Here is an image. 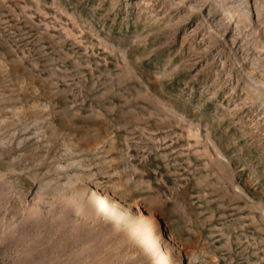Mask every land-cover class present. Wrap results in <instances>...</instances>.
Listing matches in <instances>:
<instances>
[{
  "label": "rangeland",
  "instance_id": "rangeland-1",
  "mask_svg": "<svg viewBox=\"0 0 264 264\" xmlns=\"http://www.w3.org/2000/svg\"><path fill=\"white\" fill-rule=\"evenodd\" d=\"M93 183L264 264V0H0V264H157Z\"/></svg>",
  "mask_w": 264,
  "mask_h": 264
},
{
  "label": "bare ground",
  "instance_id": "bare-ground-1",
  "mask_svg": "<svg viewBox=\"0 0 264 264\" xmlns=\"http://www.w3.org/2000/svg\"><path fill=\"white\" fill-rule=\"evenodd\" d=\"M93 188L95 199L101 200L105 206L110 205L111 210H113L117 217H119L118 207L122 208L125 212L124 218L127 225L139 236V239L143 241L147 249H153L152 251L154 254H156L157 249L155 246L157 243L162 239L166 240L162 250L163 253L161 256L157 257V264H173L171 262L174 258L175 264H184L182 256L178 254L173 245L165 237L164 230L158 223L156 215L153 212L141 211L138 208H136V212H133V205L120 198L119 200H115V196L109 188L99 183H93Z\"/></svg>",
  "mask_w": 264,
  "mask_h": 264
}]
</instances>
